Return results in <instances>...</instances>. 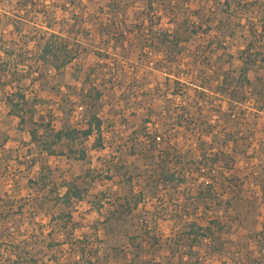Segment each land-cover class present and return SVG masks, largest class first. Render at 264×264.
Masks as SVG:
<instances>
[{"label": "rangeland", "instance_id": "rangeland-1", "mask_svg": "<svg viewBox=\"0 0 264 264\" xmlns=\"http://www.w3.org/2000/svg\"><path fill=\"white\" fill-rule=\"evenodd\" d=\"M122 1L40 0L39 6L56 7L54 33L70 43L77 36L91 53L78 57L63 75L51 70L41 82V74L31 72L16 82L21 89L6 87L8 78L0 75V264H130L127 238L136 233L139 221L161 242L152 248L143 244L150 256L141 262L264 264V237L253 239L264 234V62L257 60L248 75L256 90L245 86L234 100L233 86L224 93L215 89L223 71L237 79L239 55L252 33L257 32L258 45H264L257 6L244 8L264 0H233L227 15L223 0H189L192 9L205 6L203 15L214 12L216 22L207 36L186 33L177 48L157 42L161 31L170 34L174 29L168 15L156 7L160 12L151 15L157 25L150 34L143 24L145 5L134 0L132 7H110L127 3ZM10 2L0 0V47L27 34L32 39L31 33L44 26L42 18L33 15L34 25L23 28L26 34L16 31L9 22L17 14L16 2ZM35 43L0 61L23 60L26 68H20V75H27L40 54ZM176 80L182 83L178 88ZM84 83L101 93L95 111L103 121V148H91L94 133L74 143L63 140L53 148L55 156L46 155L42 145L54 132L86 127L92 108L80 92ZM18 90L29 102H39L27 110L25 124L9 115L5 102ZM78 105L85 107L81 114L75 110ZM30 128L38 130L37 142L31 140ZM162 135L166 139L151 154L152 141L146 137ZM69 148L83 149L85 161L70 155ZM214 159L219 162L212 163ZM159 164L169 177L176 176L173 183L157 182ZM42 177L46 186L39 190ZM232 177L239 184L235 189L229 183ZM72 182H78L82 197L67 206L57 203ZM210 189L211 198L206 196ZM201 192L203 199L197 196ZM126 201L130 213L122 209ZM109 215L121 218L123 226L107 234L103 224ZM191 226L210 228L212 239L189 250L186 237H178ZM77 239L88 245L87 261L71 250ZM63 241L65 245L58 246ZM75 247L79 251L80 246ZM91 248L98 249V258Z\"/></svg>", "mask_w": 264, "mask_h": 264}, {"label": "trees", "instance_id": "trees-1", "mask_svg": "<svg viewBox=\"0 0 264 264\" xmlns=\"http://www.w3.org/2000/svg\"><path fill=\"white\" fill-rule=\"evenodd\" d=\"M6 1V0H5ZM7 1H13V0H7ZM40 0H15L16 2V13L14 16V19H9L10 24L12 25L13 28L16 29V31L19 30L22 31V33L26 34L24 32V26L26 25H31L32 17L33 15L35 16H40L42 18V21H44V26H40L41 31H35V33H31V38H29V34H27L24 37L19 38L17 41H7V45L3 44V47H0V60L1 56L5 55L6 57H11L16 55V52L19 51L21 48H26L29 45V42H32L33 44H36L35 41L38 42L40 49V54L37 60H35L34 64L35 67L29 68L26 72L27 75H20V68H23L25 65V62L22 61H14V63L9 64L8 62L5 61L3 64L2 61L0 65V75L8 78V85L6 87H10L11 89H21L19 86H17V81L20 83L22 78H25V76H30L31 72H36V74H41L38 82H41V78L43 76L47 75L48 73L54 71V74L56 75H63L64 70L68 68L78 57L79 58H85L88 56L91 51H88L84 49L80 44L77 42V36H73L70 42H67L66 40L64 41L60 34L54 33V29L51 28L53 25V21L55 19L54 16L52 18V13L54 10H56V7H47L46 5H41L39 6ZM137 1V0H136ZM134 0H127V3L123 0L122 2H125L119 7L120 3H116L115 5H110L113 10H115L114 7H118V9L122 8H128L129 6L132 7L136 3ZM145 5V11H144V25L147 24L148 30L150 34L153 32L152 30L154 29L153 27L157 25L156 22H154L153 17L151 15L155 14L157 15L160 11H156V7H158L159 10L164 12V14L169 16V22L174 29L172 30V33L168 34L166 32H160V37L157 40V42H160L158 44L159 46H164L165 48H168L170 45H172V48H177L179 44L184 41V37L186 33L189 35H203L207 36L209 33L212 31L213 24L216 22V14L213 13H208L207 15H203L205 6L199 7L198 9H192L191 8V2L189 0H139ZM215 1V0H214ZM10 2V3H11ZM172 2V3H171ZM216 2V1H215ZM233 0H223V2L220 4L221 7L223 8L224 15H227L229 10L231 9V5ZM59 4V2H58ZM61 8H64V6L60 5ZM253 6H257V9L259 10L260 17H258V21L260 22L261 25V31L264 32V2L260 1H255L254 3L249 4L248 6H244L246 10H250ZM251 7V8H250ZM53 8V9H52ZM250 8V9H249ZM56 12V11H55ZM187 14L186 17H184V14ZM189 17V18H188ZM191 18V19H190ZM191 21H190V20ZM200 23H197V20ZM17 20V21H15ZM158 22H160V19H156ZM203 20H205L206 26L203 28V24L201 23ZM226 20V19H224ZM223 20V21H224ZM222 21V22H223ZM221 22V23H222ZM121 24H123L121 22ZM142 24V23H141ZM142 26L144 27V25ZM229 24V22H228ZM19 25L21 29L19 28ZM34 25V24H33ZM32 26V25H31ZM147 27V26H146ZM24 28V29H23ZM102 29V28H101ZM221 30L228 31L229 27H221ZM147 32V29L145 30ZM133 28L132 32L133 33ZM140 34H143L144 31H140ZM104 35V32L101 33ZM217 34V33H216ZM253 36H251L250 41H248L245 44L244 50L240 53L239 59L242 63V67L240 68L239 75L237 79H235V76L232 72L230 71H223V75L219 76L220 77V83L218 85V81H215L217 84V87L215 89L220 90V92L224 93L228 89L232 88L233 86V93L232 96L235 97L240 94L239 92L243 91L244 92V87L248 86V88L252 87L254 90L255 89V83L250 82L249 80V72L250 70L256 65L257 60H261V62H264V45H258L259 42L256 40V34L257 32L252 33ZM24 41L23 42V39ZM120 38H123V33H120ZM26 39V40H25ZM154 40V39H153ZM156 40V39H155ZM186 40V39H185ZM185 42V41H184ZM117 45H123L122 43L118 42L116 43ZM2 46V45H1ZM179 52V53H178ZM181 50H177L178 54H181ZM99 54V53H98ZM19 57H22L21 55L18 54ZM18 60V59H17ZM21 60V59H20ZM11 61V60H10ZM232 59H228L227 64H231ZM26 68V67H24ZM35 68V69H34ZM23 70V69H22ZM35 70V71H34ZM23 72V71H22ZM91 72V71H90ZM213 74H218L217 71H215ZM90 76V74L88 75ZM19 78V79H18ZM209 83H211L213 80L211 77L208 78ZM176 87L178 88L181 86V82L179 80H176L174 82ZM210 85V84H209ZM4 86V85H3ZM4 88V87H3ZM195 89H204L202 86H194ZM211 87H207L206 89H209ZM218 90L216 92H218ZM247 90V89H246ZM81 95L85 96V99H87V106L91 105L92 110H90L88 120L85 122V128L83 129H72V130H58L53 133L51 139L49 142H45L42 145L43 152L48 155V156H55L56 151L53 149L57 144H59L61 141L66 140L70 143H74L79 140H87L89 139L94 133H96V138L94 140V143L92 145L93 150H100L103 148V143H102V126H103V121L97 117L95 108H96V101L99 99L100 94L99 91L94 87H89L86 89L85 83L84 86L81 89ZM173 94L177 97H181L182 95L178 92H173ZM93 96L95 97L93 99ZM244 98V97H243ZM245 100V99H244ZM6 105L10 108L9 109V115L16 117L19 119L20 124H25L24 118L25 115L28 114V112L31 110V108H34L39 102L36 99H33L31 102L26 100L25 94H23L21 91H16L13 92L11 95L5 98ZM84 110L85 107L81 105ZM58 110H62L61 107ZM89 111V109H88ZM61 111L59 112V114ZM34 116V115H33ZM33 116H31L29 119L32 120L34 119ZM183 120H186L185 118ZM49 128V124L44 125ZM81 130V131H79ZM213 133L215 132L214 128L212 129ZM39 132L37 129H29V135L31 137V140L33 142H37L39 139ZM151 139L152 144L149 145V150L150 153L152 154L154 151H156V144H155V137L150 136L146 137V140ZM176 149V148H175ZM68 152L70 155H72L74 158H76L79 161H85L86 159V152L83 149H72L69 148ZM164 154V153H163ZM222 153L220 154V156ZM203 156V161L204 158H206L204 155ZM206 160V159H205ZM207 161V160H206ZM219 162V159H214V162L212 163L216 164ZM162 163V162H161ZM203 163V162H202ZM206 165V164H205ZM214 167V165H212ZM163 167L162 164H159L157 167V170L160 172L158 173L157 171V182H166V181H171L172 183L175 181L176 176L171 175L169 177L161 168ZM213 171V170H210ZM155 176V177H156ZM154 177V178H155ZM41 179V185H39V190L44 188L46 186V178H40ZM153 179V178H152ZM81 180V179H80ZM177 182L180 184L182 183L183 180H181L179 177H177ZM229 183L232 186V189H235L236 186H239L238 181L234 179L233 177L229 179ZM78 183V182H77ZM76 182H72L70 186L67 187V191L64 194V196L61 199H57L56 202L58 203H64L66 206L70 203V201L74 198L80 199L82 197V191L79 189V185ZM212 190H207L206 196L207 197H212L211 194ZM203 193H198L197 196H199L200 199H203ZM125 207H122V209L126 213H130V202L126 201ZM121 218L113 220V215H109L105 221H104V230L106 231L107 234H110V232L116 231L115 229H119L123 226V223L120 222ZM138 230L136 233L130 237L127 238V241L129 242L131 248H132V253L130 255L132 256V259L130 260V264H150L148 262H141L140 258H145L146 256H150L149 253H146V247H143V244H147L150 246V248L154 246H158L161 244V242L155 237V234L153 232L143 230V227L145 228L146 226H143V222H140L137 224ZM186 229V230H185ZM185 236L178 237V238H185L186 241H188V249L192 250L197 244L201 243L204 240H211L212 233L211 229L209 228H202V227H184ZM264 237V234L259 233L257 236L254 235L253 239H258ZM260 240H258V243H261ZM140 242V243H137ZM65 241L63 243L59 244L58 246H64ZM67 245V244H66ZM76 245H79V251L75 247ZM165 246H167V243H164ZM69 246V245H67ZM71 250L73 252L77 251L80 254V259L81 261H84V257H86V261L88 260V256H85L86 254V243L84 242L83 239L75 240L74 245H71ZM170 249V247H169ZM134 251V253H133ZM89 252L96 258H98L99 252L98 249H89ZM88 253V252H87ZM172 256H175V253H172L170 251ZM91 255V256H92ZM248 260V259H247ZM92 264V263H90ZM156 264V263H152ZM196 264V263H195Z\"/></svg>", "mask_w": 264, "mask_h": 264}, {"label": "built area", "instance_id": "built-area-1", "mask_svg": "<svg viewBox=\"0 0 264 264\" xmlns=\"http://www.w3.org/2000/svg\"><path fill=\"white\" fill-rule=\"evenodd\" d=\"M176 98L179 99L180 97L177 96ZM180 99H181V98H180ZM205 103H206V101H205ZM75 110H77L78 113H80V112L82 113V112L84 111V108H83L81 105H78V106L75 107ZM81 113H80V114H81ZM173 132H174V131H173ZM165 139H166V138H165L164 135H162V136H155V144H156V146H157V147H156V148H157V149H156L157 152L159 151V149H160V145L162 144V142H163ZM201 172L204 173V170H201Z\"/></svg>", "mask_w": 264, "mask_h": 264}]
</instances>
